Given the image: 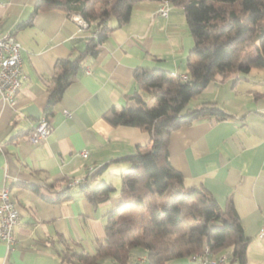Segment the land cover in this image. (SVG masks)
<instances>
[{"label":"crops","instance_id":"1","mask_svg":"<svg viewBox=\"0 0 264 264\" xmlns=\"http://www.w3.org/2000/svg\"><path fill=\"white\" fill-rule=\"evenodd\" d=\"M34 2L0 0V33L17 39L21 57L14 105L0 98V190L9 189L19 212L12 229L14 244L8 248L0 241V264H84L76 254H94L106 236L109 215L122 201L121 175L129 164L120 158L151 146L147 132L113 126L104 114L112 107H138L131 99L136 91L154 103L151 93L139 90L134 80L138 68L188 76L186 61L194 40L182 8L170 4L163 17L158 11L162 2L138 0L129 20L108 32L97 53L85 55L60 100L48 106L62 74L59 61L70 65L94 33L78 27L74 12L41 9L30 18ZM255 56L252 50L247 59ZM203 102H214L230 116L202 117L173 131L169 162L182 175L184 187H204L220 205L231 199L249 238L245 264H264V68L216 77L187 108ZM42 117L52 131L43 141L30 143L26 135ZM114 168L118 177L113 182L104 174ZM88 174L90 180L82 184L90 189L103 191L104 183L114 187L104 202L93 205L81 192L69 197L60 193L71 180ZM173 260L165 264H198L188 257ZM147 263L145 254L136 251L127 264ZM101 264L111 263L105 258Z\"/></svg>","mask_w":264,"mask_h":264},{"label":"trees","instance_id":"2","mask_svg":"<svg viewBox=\"0 0 264 264\" xmlns=\"http://www.w3.org/2000/svg\"><path fill=\"white\" fill-rule=\"evenodd\" d=\"M136 1L35 0L30 18L41 9L74 12L88 22L87 31L94 33L70 65L68 60L59 61L62 74L49 94L48 106L60 100L66 86L80 71L85 55L97 53L96 46L108 32L129 20ZM157 1L183 10L194 40L186 61L188 79L158 67L138 68L134 80L139 90L151 93L154 105L149 107L136 91L131 99L138 107L123 106L119 110L112 107L104 114V119L113 126H131L147 132L151 146L120 158L119 161L129 164L121 175L122 201L109 215L104 225L106 236L97 242L94 254L76 257L84 264H101L105 258L111 264H127L136 251H141L147 264H165L182 257L194 259L206 244L209 258H218L222 254L217 257L212 254L226 250V263L245 264L249 238L231 199L228 197L220 205L204 187H184L182 175L169 162L168 141L173 131L199 118L211 116L221 120L230 116L214 102L187 108L190 99L210 81L226 78L235 71L246 73L251 68H264V0ZM247 50H254L256 56L244 60ZM85 180H90L89 174ZM83 181L76 185V190L68 184L60 193L66 192L69 197L81 192L90 203L98 205L106 200L107 191L114 190L108 183H104L103 191L90 189ZM27 187L38 191L36 186ZM116 215L117 218H112Z\"/></svg>","mask_w":264,"mask_h":264},{"label":"built area","instance_id":"3","mask_svg":"<svg viewBox=\"0 0 264 264\" xmlns=\"http://www.w3.org/2000/svg\"><path fill=\"white\" fill-rule=\"evenodd\" d=\"M170 4L163 2L159 8V14L163 17L167 16ZM72 19L76 22L80 29H87L88 22L80 15L73 14ZM21 76V57H20V43L17 39L8 33H0V98L10 105H14L16 95L20 87ZM184 78V75H181ZM188 78H184L187 80ZM68 115V112L64 110ZM52 127L46 117H42L32 131L26 135V139L30 143H38L47 138L51 133ZM83 157L87 152L81 153ZM84 179H73L69 185H77ZM19 212L15 203L10 198L9 189L3 187L0 190V241L4 242L8 248L14 244L15 240L12 236V229L17 223ZM262 233L264 232V221L262 226ZM206 250H209L205 244V250L202 251L201 258H194L198 264H225L228 260L226 256L222 261L207 260Z\"/></svg>","mask_w":264,"mask_h":264},{"label":"rangeland","instance_id":"4","mask_svg":"<svg viewBox=\"0 0 264 264\" xmlns=\"http://www.w3.org/2000/svg\"><path fill=\"white\" fill-rule=\"evenodd\" d=\"M251 53H252V50H249V51L247 50L244 53V58L247 59L250 56ZM146 102H147V105L149 107L154 105V103L151 102L148 98H146ZM116 169H118V168L111 169V171L108 170L109 173L104 174V177L107 178V179H110V181L112 180L114 182L116 180V178L118 177V173H116V171H114ZM91 185H93V184H91ZM94 186H95V184L93 186H91V187L93 188ZM223 254H226V253H223ZM176 260H178V259H176ZM173 261H175V260H173ZM175 262H178V261H175Z\"/></svg>","mask_w":264,"mask_h":264},{"label":"bare ground","instance_id":"5","mask_svg":"<svg viewBox=\"0 0 264 264\" xmlns=\"http://www.w3.org/2000/svg\"><path fill=\"white\" fill-rule=\"evenodd\" d=\"M183 78V77H182ZM184 78H186V76H184ZM183 78V79H184ZM205 250V249H204ZM203 250V251H204ZM209 256V252H208V250H206V258H207V260H214V261H222L225 257H226V255L225 254H222L221 256H219L218 258H209L208 257ZM194 257V256H193ZM202 257V252L201 253H199V254H196L195 255V258H201Z\"/></svg>","mask_w":264,"mask_h":264}]
</instances>
